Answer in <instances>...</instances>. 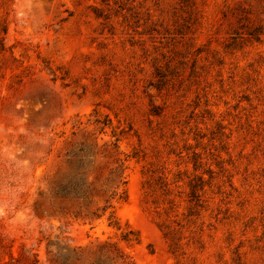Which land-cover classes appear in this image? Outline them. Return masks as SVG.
<instances>
[{
	"label": "rangeland",
	"instance_id": "rangeland-1",
	"mask_svg": "<svg viewBox=\"0 0 264 264\" xmlns=\"http://www.w3.org/2000/svg\"><path fill=\"white\" fill-rule=\"evenodd\" d=\"M0 264H264V0H0Z\"/></svg>",
	"mask_w": 264,
	"mask_h": 264
}]
</instances>
